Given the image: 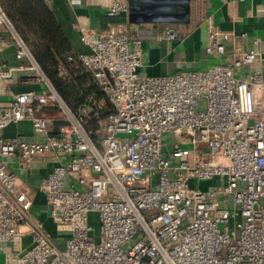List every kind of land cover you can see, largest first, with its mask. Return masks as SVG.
<instances>
[{
	"label": "built area",
	"instance_id": "built-area-1",
	"mask_svg": "<svg viewBox=\"0 0 264 264\" xmlns=\"http://www.w3.org/2000/svg\"><path fill=\"white\" fill-rule=\"evenodd\" d=\"M100 2L109 15L130 12L128 0ZM204 18L203 6L192 0L191 24ZM0 22L14 34L17 57L28 59L29 77L41 83L5 102V79L23 65L0 68L4 264H264L261 51L238 50L233 32L210 25L206 53L220 62L144 75V40L180 38L175 25L129 21L82 30L91 51L80 58L112 105L102 116L87 105L71 109L1 5ZM252 41L257 46L260 39ZM47 106L63 113L57 131L43 112ZM22 120L31 122V133H2ZM38 155L55 162L40 183L54 233L38 217L26 179L8 162L18 157L28 167Z\"/></svg>",
	"mask_w": 264,
	"mask_h": 264
},
{
	"label": "crops",
	"instance_id": "crops-1",
	"mask_svg": "<svg viewBox=\"0 0 264 264\" xmlns=\"http://www.w3.org/2000/svg\"><path fill=\"white\" fill-rule=\"evenodd\" d=\"M134 2L141 6L147 1L134 0ZM197 2L203 6L205 16L198 24H191L190 16L182 21L142 22L155 27L175 25L180 29L181 36L170 40L157 37L146 38L144 40L146 59L141 67L142 74L161 75L191 69H206L220 62V56L206 53L210 25L219 30L233 32L238 50L256 47L261 51L264 66V0H197ZM156 3L162 4V2ZM49 5L78 53L91 51L90 46L81 38L82 30L118 29L130 21L129 13L109 15L105 4L100 0H52ZM242 32H247L249 37L246 39L241 36ZM254 37L260 39L257 46L252 41ZM0 47V68L23 65L22 68L15 70L12 76L5 79L2 99L8 102L19 91L41 88L40 82L29 77L30 70L25 68L29 65L28 59L17 57L14 34L4 22H0ZM43 112L52 118V130L57 131L63 121L61 110L54 106H47ZM19 132L31 133V122L22 120L11 123L2 131L6 137ZM8 162L10 167L26 179L30 187V195L35 201L38 217L47 225L48 230L54 233L55 224L46 212V197L40 190V183L52 170L55 162L41 155L36 156L28 167H24L18 157L10 158ZM30 239V236H26V243H29ZM4 263H6L5 252L0 251V264Z\"/></svg>",
	"mask_w": 264,
	"mask_h": 264
},
{
	"label": "trees",
	"instance_id": "trees-1",
	"mask_svg": "<svg viewBox=\"0 0 264 264\" xmlns=\"http://www.w3.org/2000/svg\"><path fill=\"white\" fill-rule=\"evenodd\" d=\"M0 5L73 111L87 105L92 113L105 116L112 110L46 0H0ZM100 98L104 101L100 102Z\"/></svg>",
	"mask_w": 264,
	"mask_h": 264
},
{
	"label": "water",
	"instance_id": "water-1",
	"mask_svg": "<svg viewBox=\"0 0 264 264\" xmlns=\"http://www.w3.org/2000/svg\"><path fill=\"white\" fill-rule=\"evenodd\" d=\"M152 1L154 3H151ZM145 2L140 6L134 0H130V22L182 21L190 16L191 0H145Z\"/></svg>",
	"mask_w": 264,
	"mask_h": 264
},
{
	"label": "rangeland",
	"instance_id": "rangeland-1",
	"mask_svg": "<svg viewBox=\"0 0 264 264\" xmlns=\"http://www.w3.org/2000/svg\"><path fill=\"white\" fill-rule=\"evenodd\" d=\"M103 102L104 101V98H100V102ZM173 136L172 135H169L168 136V143L171 145L172 142H173ZM188 138L182 136V135H176V141H182V140H187ZM90 222H92V224L94 225V227L98 230L99 229V222H98V217H97V214L95 213H92L90 215Z\"/></svg>",
	"mask_w": 264,
	"mask_h": 264
}]
</instances>
